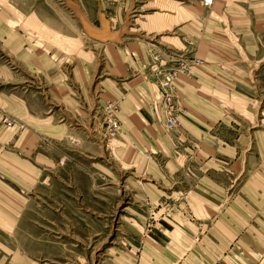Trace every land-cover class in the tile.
Instances as JSON below:
<instances>
[{
  "label": "rangeland",
  "instance_id": "374dc122",
  "mask_svg": "<svg viewBox=\"0 0 264 264\" xmlns=\"http://www.w3.org/2000/svg\"><path fill=\"white\" fill-rule=\"evenodd\" d=\"M262 185L264 0H0V264H139L188 221L237 242Z\"/></svg>",
  "mask_w": 264,
  "mask_h": 264
},
{
  "label": "crops",
  "instance_id": "0c3cea01",
  "mask_svg": "<svg viewBox=\"0 0 264 264\" xmlns=\"http://www.w3.org/2000/svg\"><path fill=\"white\" fill-rule=\"evenodd\" d=\"M224 12L233 21H237L235 18H245L244 20H246V4L234 7L233 12L228 9H224ZM233 25H235V29H240L239 32H246L245 21L243 23L234 22ZM199 191L201 192V190ZM252 194L257 195V193ZM206 196L210 195L202 194V197ZM257 202L259 225L253 228L245 226L238 233L237 242L230 240L234 239V230L227 227L231 224V220L229 221L228 218L226 221L221 220V225L210 221L204 232H202V227L200 228V225H204L200 224V220L193 223L186 219L189 224L186 222L180 223L179 227L175 225L163 226L162 229L152 233L155 235L145 238L140 246L139 264H264V185L260 188ZM229 205L221 212L222 215L225 213L229 216L235 212V207ZM195 215L201 216V218L205 215L209 216L208 212L204 213L200 209L195 211ZM202 220L205 219L202 218ZM256 232L259 235L258 242L252 245L246 240L250 239V234ZM229 233H232L233 236ZM240 239L241 241H239Z\"/></svg>",
  "mask_w": 264,
  "mask_h": 264
},
{
  "label": "built area",
  "instance_id": "2783aa9c",
  "mask_svg": "<svg viewBox=\"0 0 264 264\" xmlns=\"http://www.w3.org/2000/svg\"><path fill=\"white\" fill-rule=\"evenodd\" d=\"M215 0H201V4L204 7L209 8L213 5ZM185 66H183L182 69H184ZM177 70L172 71H166L162 72L159 79V85L162 89L163 96H162V109L164 112V122L167 125V127H176L180 124V120L177 116V96L174 92V85L173 80L177 73ZM7 118L4 119L6 121Z\"/></svg>",
  "mask_w": 264,
  "mask_h": 264
}]
</instances>
